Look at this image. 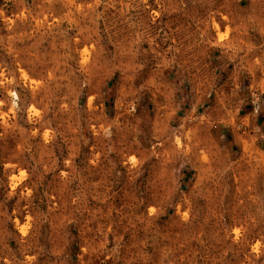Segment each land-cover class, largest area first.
<instances>
[{
    "label": "rangeland",
    "instance_id": "rangeland-1",
    "mask_svg": "<svg viewBox=\"0 0 264 264\" xmlns=\"http://www.w3.org/2000/svg\"><path fill=\"white\" fill-rule=\"evenodd\" d=\"M0 264H264V0H0Z\"/></svg>",
    "mask_w": 264,
    "mask_h": 264
}]
</instances>
